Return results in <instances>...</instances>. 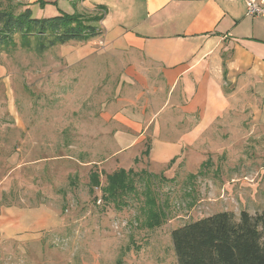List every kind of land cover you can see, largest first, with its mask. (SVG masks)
Instances as JSON below:
<instances>
[{
    "label": "rangeland",
    "instance_id": "rangeland-1",
    "mask_svg": "<svg viewBox=\"0 0 264 264\" xmlns=\"http://www.w3.org/2000/svg\"><path fill=\"white\" fill-rule=\"evenodd\" d=\"M86 1L0 0V11L92 19ZM31 38L38 51L41 38ZM14 40L0 50V264H178L174 229L226 211L264 217V148L247 135L251 125L245 136L222 125L183 150L163 148L149 128L125 149L103 120L124 108L113 103L122 72L86 63L120 70L119 56L94 55L69 71L62 54L70 62L78 45L38 54ZM96 41L85 49L103 53Z\"/></svg>",
    "mask_w": 264,
    "mask_h": 264
},
{
    "label": "crops",
    "instance_id": "crops-1",
    "mask_svg": "<svg viewBox=\"0 0 264 264\" xmlns=\"http://www.w3.org/2000/svg\"><path fill=\"white\" fill-rule=\"evenodd\" d=\"M86 2L94 16L106 12L101 35L70 41L79 54L70 62L62 58L69 71L94 55L124 63L117 70L115 63L96 68V60L86 62L97 71L122 72L121 98L113 103L124 108L103 116L116 142L132 148L152 128L154 142L183 150L222 125L245 136L248 124L247 135L264 148V17H251L243 2L230 0ZM96 40H103V53L85 49ZM136 84L141 90H132Z\"/></svg>",
    "mask_w": 264,
    "mask_h": 264
},
{
    "label": "trees",
    "instance_id": "trees-1",
    "mask_svg": "<svg viewBox=\"0 0 264 264\" xmlns=\"http://www.w3.org/2000/svg\"><path fill=\"white\" fill-rule=\"evenodd\" d=\"M70 1H76V6L77 1L86 0ZM14 8L12 6L9 11H0V50L9 49L10 45L17 46L14 36L19 35L25 43L21 48L26 50H35L31 37L41 38L42 45L38 51L35 50L38 54H44L70 41L87 42L100 36L99 27L91 22L98 24L106 13L92 19L79 12L35 19L29 8L19 15L13 13ZM120 172L127 176L125 170ZM110 184L105 190L112 196L106 199L109 201L117 197V194L114 195L116 183L112 178ZM124 186L128 187V184ZM261 223L264 226L263 216H252L242 211L237 219L233 212L226 211L176 228L172 231V241L178 264H264V233L260 229Z\"/></svg>",
    "mask_w": 264,
    "mask_h": 264
},
{
    "label": "built area",
    "instance_id": "built-area-1",
    "mask_svg": "<svg viewBox=\"0 0 264 264\" xmlns=\"http://www.w3.org/2000/svg\"><path fill=\"white\" fill-rule=\"evenodd\" d=\"M243 2L246 5L247 15L264 17V0H230Z\"/></svg>",
    "mask_w": 264,
    "mask_h": 264
}]
</instances>
